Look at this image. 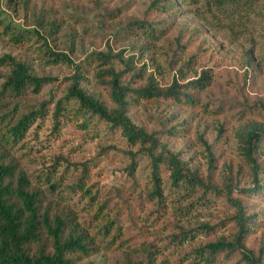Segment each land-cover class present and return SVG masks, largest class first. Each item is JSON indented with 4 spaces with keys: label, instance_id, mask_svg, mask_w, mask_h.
<instances>
[{
    "label": "trees",
    "instance_id": "obj_1",
    "mask_svg": "<svg viewBox=\"0 0 264 264\" xmlns=\"http://www.w3.org/2000/svg\"><path fill=\"white\" fill-rule=\"evenodd\" d=\"M2 1L12 15L33 27L35 52L41 65H64L74 67L75 71L65 79L35 75L27 60L13 54L0 56V264H80L100 251L121 245L122 210H126L135 223L133 208L126 204L121 189L114 186L105 193L104 188L93 181V163L76 164L57 158L46 173L32 176L25 163L32 149L18 158L15 156L20 144V150H26L24 140L37 121L50 117L54 122L53 131L57 133L62 120L66 119L65 114L83 120L84 129L95 123L92 129L101 126L124 143L123 147L128 149L124 154L128 164L123 173L134 189L139 188L135 191L138 199L135 207L146 220L160 223L165 219L168 195L172 192L179 197L178 202L188 201L190 207L206 202L225 208L223 214L228 212L229 216L225 215L220 226L205 224L191 230L176 226L171 236L175 246H182L199 234L208 239L193 251L191 264H264V254L261 249L256 250V240H252L254 229L259 228L258 215L247 204L254 198L264 202V103L245 109L244 122L235 134L239 160L230 165L224 163L219 175L217 171L221 166L212 144L205 134L199 137L208 164L207 176L203 177L200 171L190 169L185 160L169 150L162 135L173 138L174 133L183 131L180 128L188 129L189 119L185 114L179 118L172 112L167 119L171 124L169 130L157 133L137 125L132 114L133 109L145 102H170L186 109L202 107L198 95L212 87L215 80L212 72L202 71L198 78L186 84L175 80L173 85L163 88L154 74L147 75L145 68L134 74L135 58L125 60L123 53L93 52L84 62L75 64L69 55L52 46L58 41L55 31L60 25L46 22L45 14L38 13L31 0ZM169 1H155L150 7L152 17L158 19L176 12V6ZM179 1L195 7L200 2ZM238 1L217 0L219 6ZM11 26H6L4 35L8 30H15ZM128 29L136 39L145 38L152 43L166 36V31L159 30L155 23L134 22ZM9 41L16 49L23 50L34 40L23 32L14 31ZM180 52H184V48L176 44L173 61ZM182 55L185 56L178 72L181 76L177 78L186 81L183 74L187 72L183 69L192 70L197 62L194 56ZM89 85L93 88L88 89ZM29 95L40 101L35 109L28 111L21 100ZM43 96L47 98L42 100ZM6 101L14 105L13 108L10 109ZM214 123L219 138L224 135V126L218 120ZM109 150L114 148L104 149ZM142 160H146L148 171L144 184L136 177ZM76 200L79 205L86 203L83 210L77 209ZM145 203L148 206L144 209ZM82 211L91 215L89 221H83ZM229 225L232 226L230 236L217 238L219 228ZM142 252L144 262L126 259V264H162L153 244Z\"/></svg>",
    "mask_w": 264,
    "mask_h": 264
},
{
    "label": "rangeland",
    "instance_id": "obj_2",
    "mask_svg": "<svg viewBox=\"0 0 264 264\" xmlns=\"http://www.w3.org/2000/svg\"><path fill=\"white\" fill-rule=\"evenodd\" d=\"M155 1L158 0H31L37 12L45 14L46 22L60 25L55 31L58 41L52 43V46L56 51L69 55L75 64L84 62L93 52L111 51L113 55L123 53L125 60L135 58L134 74L145 68L147 75L154 74L163 88L173 85L175 80L179 84H186L198 78L202 71L212 72L215 75L212 87L198 95L202 107L186 109L170 102H145L133 109L132 116L137 125L157 133L169 130L171 124L167 123V119L172 112L179 118L185 114L189 119L188 129L180 128L183 131L174 133L173 138L162 134L169 150L185 160L190 169L198 170L201 176L206 177L208 164L199 141V137L205 134L221 166L217 171L219 175L224 170V163L230 165L239 160L235 134L244 122L242 117L245 109L258 102L264 103V0H239L224 6L222 3L219 6L217 0H200L197 7L179 0H170L169 4L176 6V12L166 13L158 19L150 14V7ZM0 12V56L13 54L21 60H27L35 75L46 74L60 79L73 76L74 67L41 65L35 52L36 37L31 24L12 15L2 0ZM113 17L116 18L108 21ZM134 22L155 23L159 30L166 31V36L157 43L145 38L138 40L128 29ZM9 24H12L15 32H23L24 36H30L34 41L28 42L23 50L16 49L9 41L14 31L8 30L7 35L3 34ZM39 30L45 35L42 28ZM176 44L184 48L180 54L194 56L197 62L192 70L183 69L187 72L183 74L186 81L177 78L181 76L178 72L185 55L178 54L173 61ZM143 48L144 51H141ZM86 87L93 88L91 85ZM46 98L43 96L42 100ZM39 101V98L29 95L21 100V104L29 111L35 109ZM6 104L10 109L14 106L9 101ZM65 115L66 119L62 120L57 133L53 131L54 122L50 117L37 121L24 140L26 150H20V144L15 156L18 158L32 149V155L25 160L32 176L46 173L57 158H66L76 164L93 163V181L100 184L105 193L114 186L119 187L123 199L133 208L136 216L133 223L127 211L122 210L121 245L116 244L110 250L100 251L83 259L80 264H126V259L144 262L145 254L142 250L147 249L149 244L158 250L162 264H191L193 251L206 244L208 239L199 234L194 240L175 246L171 236L176 226L185 230L205 224L220 226L225 215L229 216L228 212L223 214L225 208L218 203L206 202L190 207L188 201L178 202L179 197L172 192L167 194L169 209L165 219L160 223L146 220L144 214L135 207L138 202L135 191L138 187L134 189L123 173L128 164L124 155L128 149L123 147L124 143L101 126L92 129L95 123L84 129L83 120ZM217 120L224 126V135L219 138L214 123ZM110 147L114 150L104 151ZM145 167L146 160H142L136 173L140 184L146 183L148 179ZM75 202L79 206L77 209L83 210L86 203L79 205L77 200ZM263 203L258 198L247 202L258 215L259 228L254 229L252 240H256V250L261 249L262 254ZM147 206L145 203L144 209ZM90 216L82 211L83 221H89ZM231 230V225L219 228L217 238H227Z\"/></svg>",
    "mask_w": 264,
    "mask_h": 264
}]
</instances>
